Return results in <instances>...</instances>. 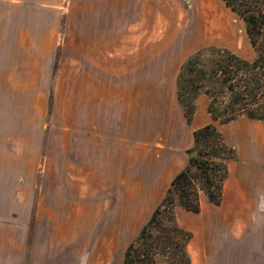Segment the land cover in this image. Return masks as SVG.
I'll return each mask as SVG.
<instances>
[{
  "label": "rangeland",
  "instance_id": "rangeland-1",
  "mask_svg": "<svg viewBox=\"0 0 264 264\" xmlns=\"http://www.w3.org/2000/svg\"><path fill=\"white\" fill-rule=\"evenodd\" d=\"M209 6L227 21L231 40L201 38ZM211 47L255 58L244 23L221 0H0V264H122L159 201L146 197L154 169L101 143L99 87L114 92L132 79L144 104L145 83L154 77L156 91L168 92L160 78ZM146 49L155 55H141ZM143 59L155 60L153 70ZM227 59L205 53L197 67L217 111L232 100L259 107L261 69L223 62L225 74L211 79L215 62ZM213 124L232 145L234 123ZM260 127L246 128L264 143ZM183 210L175 218L185 229Z\"/></svg>",
  "mask_w": 264,
  "mask_h": 264
},
{
  "label": "crops",
  "instance_id": "crops-1",
  "mask_svg": "<svg viewBox=\"0 0 264 264\" xmlns=\"http://www.w3.org/2000/svg\"><path fill=\"white\" fill-rule=\"evenodd\" d=\"M141 52L145 56L155 55V50ZM158 52L165 51L159 49ZM132 54L134 51H128L126 55ZM142 62L145 71L153 70L155 60L143 59ZM178 70L176 68L175 73L166 79L160 78L159 89L165 80L168 92L156 91L154 77L145 83V90L141 93L144 104L139 103L138 83L132 79L123 81L124 84L121 82V89L116 88L114 92L108 91L107 86L105 90L102 85L99 87L98 101L102 110L99 119L104 120L107 127H100L99 139L114 148V153L130 154L123 160L146 162L149 172L154 169L150 173L151 179L148 178L153 187L148 189L146 197L157 199L156 206L174 176L187 165L186 151L192 146L193 132L213 123L207 113L206 96L198 97L192 121L190 124L186 122L177 100ZM140 105H144L141 115ZM247 119L232 121L233 129L227 133L233 138L232 145L227 144L234 147L237 157L227 166L220 204L213 205L202 195L199 213L183 209L176 211V215L179 210L189 213L188 222L183 221L186 227L183 229L192 234L187 246L190 264L195 261L204 264H264V143L261 137L246 128L251 123H259L264 133V125ZM237 122L241 125L236 126ZM128 164L129 167L136 165ZM129 194L132 200V191Z\"/></svg>",
  "mask_w": 264,
  "mask_h": 264
},
{
  "label": "trees",
  "instance_id": "trees-1",
  "mask_svg": "<svg viewBox=\"0 0 264 264\" xmlns=\"http://www.w3.org/2000/svg\"><path fill=\"white\" fill-rule=\"evenodd\" d=\"M226 8L236 14L244 23L245 32L255 52V58L248 63L224 49H201L186 58L179 67L176 76L177 100L186 122L191 123L196 111V98L200 94L208 97L207 113L211 120L219 125H226L240 115L259 121L264 125V103L257 108L251 103L232 100L217 111L216 102L209 88L205 85L206 74L197 69L201 56L205 53L225 52L227 61L215 62L211 79L215 80L224 73L223 62L243 65L245 69L264 71V0H221ZM196 78L186 79L185 74ZM264 76V72L262 73ZM264 80V79H263ZM199 81L198 85L195 82ZM237 87L229 85L233 92ZM51 98V96H50ZM252 101V100H251ZM187 165L171 180L160 203L152 212L137 237L127 246L122 264H190L187 246L192 238L189 231L182 229L176 222V209L182 208L191 213L200 212V196L204 195L213 205H219L223 184L227 178V166L236 160V150L228 145L213 123L193 132L192 146L186 151Z\"/></svg>",
  "mask_w": 264,
  "mask_h": 264
},
{
  "label": "bare ground",
  "instance_id": "bare-ground-1",
  "mask_svg": "<svg viewBox=\"0 0 264 264\" xmlns=\"http://www.w3.org/2000/svg\"><path fill=\"white\" fill-rule=\"evenodd\" d=\"M201 7V6H199ZM198 30L203 40L220 39L223 41L231 40L232 31L227 21L217 17L215 9L211 6L206 9V19L203 25L199 23ZM193 28V27H192ZM190 30V29H189Z\"/></svg>",
  "mask_w": 264,
  "mask_h": 264
}]
</instances>
